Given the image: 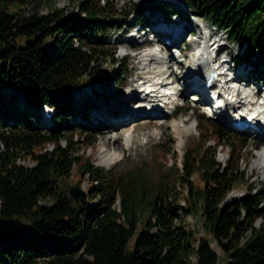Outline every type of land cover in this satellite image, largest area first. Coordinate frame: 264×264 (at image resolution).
<instances>
[{"label": "trees", "instance_id": "1", "mask_svg": "<svg viewBox=\"0 0 264 264\" xmlns=\"http://www.w3.org/2000/svg\"><path fill=\"white\" fill-rule=\"evenodd\" d=\"M45 1L0 0V86L21 90L31 105L17 109L13 95L7 102L0 98V215H16L31 225L22 238L0 244V264H217L214 248L203 236L195 239L185 222L196 209L224 264H264V209L258 206L264 190L251 192L254 186L247 182L242 194L224 200L244 181L237 166L239 137L211 117L197 113L196 139L174 161L173 171L161 170L153 181L141 165L104 167L78 151L75 140L60 144L66 123L58 121L66 113L86 116L97 105L90 98L74 105L70 94L77 79L92 72L94 60L112 56L104 38L116 10L107 0H76L73 13L56 6L39 11ZM183 3L191 15L209 20L243 47L238 60L264 55V0ZM158 6L167 17L187 16L181 6L158 0H137L123 15L132 12L139 22L147 19L145 9ZM43 103L57 115L49 126L33 119ZM222 136L228 148L223 164L213 154ZM47 143L52 146L40 149ZM20 156L33 163L17 162ZM72 168L76 184L87 179L89 195L83 199L72 200L68 184L62 185ZM256 217L261 221L254 226Z\"/></svg>", "mask_w": 264, "mask_h": 264}, {"label": "rangeland", "instance_id": "2", "mask_svg": "<svg viewBox=\"0 0 264 264\" xmlns=\"http://www.w3.org/2000/svg\"><path fill=\"white\" fill-rule=\"evenodd\" d=\"M107 1L115 7L116 11L113 17L116 18V21L106 31L104 38L106 43L104 45L113 53L111 57H100L94 60L92 62V72L77 79L75 84L77 91L75 90L70 94L73 103H79L84 98H90L93 99V103L98 104L95 109L100 111L118 105L128 110L133 105L129 103L124 106L121 95L137 93L143 88L147 89L151 83H154L153 81L162 79V82L155 84V87H157L155 92L159 94L162 90H172L171 93L160 95L161 98L166 100L162 103L167 104V108L172 112H167L162 116L135 117L120 123L119 126L117 124L114 126L115 128L111 127V129L106 127L99 129L100 127L97 128L96 125L92 127L97 120L94 117V109L90 111V117L85 121L78 116L67 113L65 119L58 121L60 125L66 123L65 128L61 131L63 138L60 140V144L64 145L67 139L75 140L78 151L88 155L93 163L104 167L121 170L134 165H141L145 167L151 181L157 177L161 170H167L168 167H171V171H173L174 161H180L181 154L187 144L197 137V113L203 112L208 115L206 112L209 110L206 108V112L202 111L201 102L190 99V90H184L186 83L180 79V74L192 66L196 50H203L211 55L215 54L217 57L215 64L217 61L220 62L216 70H223V72H219L218 82L221 83L225 93L231 96L233 100L232 113L241 111L252 114L255 110L264 108V82L260 79L258 82L260 83L259 88L255 83H252L254 75L264 77V55H256L257 58L252 56L250 59L245 57L243 66L234 64L233 57L237 59L242 48H239L235 42H229L224 31L215 27L209 20L188 15L187 10H185L188 13L187 16L172 15L170 17L173 20L179 18L176 24L171 25L173 29L182 28L181 38L178 40L181 52L177 55L175 51L172 52L170 49L163 48L161 42L157 43L149 40L152 36L150 30L152 26L148 24L144 28L137 29L138 25H131L134 17L129 14L130 12L126 16L123 15V10L131 7L133 2L137 0ZM158 1L164 3L162 0ZM165 2L184 7L182 0H165ZM51 6L62 8L68 14L77 10L76 0H47L38 9L44 12ZM144 13L147 15V21L151 20L155 25V21L163 16V7L152 8L149 13L148 10H145ZM146 29L149 30L145 32ZM161 33L165 34L163 31ZM146 42H151V44L144 45ZM48 44L47 40L46 45ZM145 49L153 51V54L144 58ZM237 68L241 69L238 74H236ZM240 74L243 78L237 80ZM244 78L248 81L244 82ZM107 82L109 83L107 84ZM235 91L236 97L234 99ZM101 92L103 95L98 96L97 93ZM138 93L139 95L142 94V92ZM10 95H13L12 105L14 108L31 107L25 101L21 90L12 89L2 82L0 86L2 102H7ZM152 95L154 96V93ZM195 96L200 97L197 92ZM177 104L181 108L175 109ZM41 107L37 112H34L33 119L44 123L40 111ZM174 110L176 111L174 112ZM228 114H231L230 111ZM211 117L225 131L228 130L229 134L234 133L239 137L238 141L235 142L239 154L237 166L242 171V180L244 181L237 182L225 194L224 200L242 194L246 189L247 182L254 186L251 192L256 187L264 190V137L256 136L250 130H235L231 124L225 123L218 115ZM52 118L50 123L56 120L57 115ZM104 123V121L99 122L100 125H104ZM70 130H73V132L69 133ZM206 133L211 135L210 131ZM223 140V136L219 138L220 143L215 145L213 152L214 158L221 164L228 157V148L222 143ZM207 142L212 143L213 138H209ZM51 146V143H47L43 147L41 146L40 149L43 150ZM17 162L21 164L33 163L31 159L25 156L18 157ZM192 177L197 180L195 174ZM76 179L78 180V177L74 175L72 168L69 176L61 179V182L62 185L64 183H75ZM79 186L86 191L85 197L89 195L86 178L80 182ZM45 201L46 198L40 200V202ZM95 201V199H91L90 202L94 203ZM114 202L116 204L117 199ZM258 206L264 209V199L259 202ZM260 221L261 217H256L252 224L257 226ZM185 222L192 229L195 239L203 236L214 248L219 257L217 264H224L219 244L208 232L202 229L201 215L198 209L186 215ZM248 231L249 229L245 231V235L241 237V240L244 239ZM133 237L134 235L127 242L129 248L132 246Z\"/></svg>", "mask_w": 264, "mask_h": 264}, {"label": "bare ground", "instance_id": "3", "mask_svg": "<svg viewBox=\"0 0 264 264\" xmlns=\"http://www.w3.org/2000/svg\"><path fill=\"white\" fill-rule=\"evenodd\" d=\"M150 54L151 53L149 51H145L143 56H144V58H147V57H150L149 56ZM197 57H198V55H197ZM207 67H210V66H206V68ZM214 70H215V68H214ZM192 74H194V73H192ZM187 76L188 75H186V77ZM193 76L196 77L195 74ZM190 82L191 81L187 82V85L185 86L184 90L190 89V86H191ZM210 83H213V82L211 81ZM141 91H142V89H141ZM141 91H138V92L141 93ZM138 92L137 93H131V94L127 93L126 96L123 98L122 103H124V106L128 105L129 103H131L133 105L132 107H129L128 110L121 108L120 105H118L117 107H114V108H110L108 110H102L99 113L100 114L99 117L97 118L96 127L97 128L100 127L99 129H102V127H106L108 129H111V127L115 128L114 127L115 125L118 124V126H119L120 123H124L130 119L135 118V117H140V116L152 117L149 114V112H151V111H157L158 112V113L156 112L153 116H157V115L162 116L163 115V112H160L157 109L160 108V106L161 107L164 106L165 104L161 105V103H158V102H155V100H152L153 98L151 100H147V99L141 100L138 97L139 96ZM135 94H137V95H135ZM156 94H158V93H156ZM156 96H158V95H156ZM156 98L158 99L159 97H156ZM110 117H114V118L112 119ZM115 117H116V119H115ZM252 120L256 124V120L253 118H252ZM100 121H104L105 122L104 125H100L99 124ZM250 128L251 127L247 126L245 128L246 129L245 131H247V130L249 131Z\"/></svg>", "mask_w": 264, "mask_h": 264}, {"label": "water", "instance_id": "4", "mask_svg": "<svg viewBox=\"0 0 264 264\" xmlns=\"http://www.w3.org/2000/svg\"><path fill=\"white\" fill-rule=\"evenodd\" d=\"M3 53V46L0 44V55ZM67 195L72 200L82 199L86 191L76 183L67 186ZM31 231V225L16 215H0V244L16 241Z\"/></svg>", "mask_w": 264, "mask_h": 264}]
</instances>
